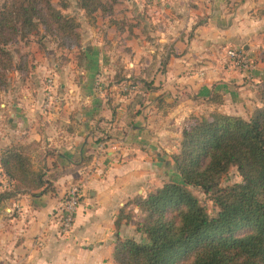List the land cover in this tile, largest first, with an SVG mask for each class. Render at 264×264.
Instances as JSON below:
<instances>
[{"label":"crops","instance_id":"0c3cea01","mask_svg":"<svg viewBox=\"0 0 264 264\" xmlns=\"http://www.w3.org/2000/svg\"><path fill=\"white\" fill-rule=\"evenodd\" d=\"M212 1L214 10L205 8L202 0L198 7L169 3L152 7L160 16L158 24L154 19L153 44L149 46L142 35L137 38L141 45H133V53L137 66L155 69L157 90L147 95L132 126L123 122L130 99L107 102L96 110L90 83L81 87L88 99L81 98L79 103L80 88L73 87L68 91L75 96L71 103H62L58 112L37 115L39 124L34 125L32 113L38 106L28 96L20 97L19 91L13 95L12 91L0 92V153L15 142H37L45 153L47 169L56 165L60 173L79 166L52 181L55 192L47 188L38 194L0 199V264H114L117 239L125 233L135 235L132 224L117 229L120 212L132 211L138 216L136 198L147 197L168 181H182L169 156L179 152L187 120L213 112L247 119L245 108L252 103L250 99L260 106L255 90L264 82V12L260 10L254 17L258 10L250 11L255 3L246 0L228 14L223 0ZM240 47L255 62L251 71L230 66L227 49ZM163 59L167 60L165 67ZM215 96L222 100L220 104L213 101ZM75 108L83 109L75 115ZM99 119L104 121L98 123ZM97 123L124 134L100 141L105 135L99 134ZM90 156L92 162L83 163ZM170 169L176 178L172 179ZM75 182L81 186L83 198L73 230L65 237L56 213L68 185Z\"/></svg>","mask_w":264,"mask_h":264},{"label":"trees","instance_id":"16d2710c","mask_svg":"<svg viewBox=\"0 0 264 264\" xmlns=\"http://www.w3.org/2000/svg\"><path fill=\"white\" fill-rule=\"evenodd\" d=\"M77 2L89 16L112 14V6L105 0ZM41 29L68 49L81 47L79 24L57 10L53 0H5L0 9V91L9 88L11 72L21 78L29 72L28 56L22 55L15 62L11 45L28 40ZM261 58L264 61V53ZM162 63L166 66L167 60ZM154 70L141 69L143 78L137 82L141 86L131 85L139 93L127 107L123 119L127 126L134 124L147 95L157 90ZM147 76L154 77L149 80ZM257 90L261 107L249 119L220 112L190 119L179 152L173 155L182 181L166 182L147 197L136 198L133 203L143 214L138 221L133 212H120L117 229L124 223L132 224L141 240L119 237L112 254L114 264H264V82ZM214 98L215 103L222 102L218 96ZM103 121L99 119L98 123ZM98 123L97 131L105 135L100 141L124 134L121 129ZM30 146L12 144L2 149L0 166L12 189L2 193L0 199L52 188V181L60 174L79 167L70 166L60 173L56 165L52 170L36 171ZM92 160L90 156L83 163L89 165ZM232 168L238 170L242 182L221 187L222 178ZM189 187L200 188L211 197L219 209L216 216L208 214Z\"/></svg>","mask_w":264,"mask_h":264},{"label":"rangeland","instance_id":"374dc122","mask_svg":"<svg viewBox=\"0 0 264 264\" xmlns=\"http://www.w3.org/2000/svg\"><path fill=\"white\" fill-rule=\"evenodd\" d=\"M105 1L112 6L111 15H103L101 12H98L89 16L85 10L79 7L77 0H53V6L57 10H60L67 17L76 19L79 24L78 32L81 36V47L78 49L75 47L68 49L67 46L60 45L59 40L54 36L47 35L42 29L39 33L30 36L28 40H21L11 45L10 49L14 55L15 62H19L22 55L28 56L29 72L25 78H21L15 71L11 72L9 74V88L0 92L3 94V92L9 93L12 91L11 95H13L14 91L16 93L19 91L21 92V95L19 94L20 97L23 95L28 96L32 100V104L38 106L36 111L32 113L33 116L31 119L33 120V125L39 122L37 115L42 116L47 113L58 112L61 109L62 103L66 101L71 103L75 96L68 91L73 87L80 88L77 91L78 102L81 98L85 100L88 99L85 95V91L81 89L82 85L87 83L92 84L94 87L93 99L97 102L96 110L102 108L101 106L103 104L107 106V102L113 101L117 104V101L120 99L132 100L135 95L139 93V90L137 88H131V85L134 83L137 84V82L143 78V75H139L142 67L137 66L141 56L138 57V63L136 64V61H134L135 53H133V45H141L137 41V38L143 35L146 41H148L149 46H152L153 40L151 36L156 33L157 28V25H154V19H156L158 24L159 22L157 19L160 18L159 13L151 11L152 7L162 3L173 4V6L180 5L181 8L184 6L198 7L197 2L201 0ZM202 1L201 3L206 6L205 8L214 6L212 0ZM245 1L246 0H223L222 3L225 5L228 14H232L236 11L237 7L241 6ZM251 1L255 4L252 6L250 12L255 13V11L258 10L256 14H253L254 17L258 15L260 10L264 12V3L259 5V2L264 0ZM4 2L5 0H0V9L3 8ZM173 15H176V13ZM206 17L207 15L201 17V20H204ZM161 19H163V17H161ZM146 45L147 44L143 46ZM263 53L264 51L262 54ZM142 58L145 59V57ZM163 61L164 59L162 62ZM131 64H135L136 67ZM161 65L165 67L163 63ZM153 77L154 76H147L149 80H152ZM137 86L140 87L141 85L137 84ZM67 92L68 96L66 94ZM257 94L258 90L256 88L255 95ZM1 101L0 97V102ZM250 101L252 103H249V106L245 108V117H247V119L253 115L256 109L261 107L258 100L259 107L256 106L257 103L253 101V99H250ZM82 102L83 100L79 103ZM81 109L83 108H75L73 113L77 115V110ZM79 113L81 112L78 111V114ZM192 117L193 116L187 120L185 126L188 125ZM208 117L209 116L202 118ZM8 118L9 115L6 116L5 122ZM39 128L40 127L37 129ZM12 144L23 143L15 142ZM26 145H31L29 154L33 163V168L36 171L47 169L43 160L45 153L40 149L41 144L31 142ZM169 157L173 160V155ZM174 170L177 173L176 169ZM169 174L172 179H174L178 173L172 175V170L170 169ZM0 176L1 195L7 192V190H11L12 187L9 188V180L4 176L2 170ZM241 182L242 177L238 170L232 168L229 173L222 178L220 185L221 187H229ZM73 185H76V182L68 185L66 192ZM51 189L55 192L54 187ZM189 190L197 197L201 205L206 208L210 216L214 217L217 215L219 209L209 195H206L200 188L189 187ZM39 192L40 191H27L21 194H38ZM135 217L141 219L143 218V214H138V216L136 215ZM69 235L65 234L64 236L67 237ZM123 236V238H128L131 234L125 233ZM133 237L139 241L141 240L139 236L133 235Z\"/></svg>","mask_w":264,"mask_h":264},{"label":"built area","instance_id":"2783aa9c","mask_svg":"<svg viewBox=\"0 0 264 264\" xmlns=\"http://www.w3.org/2000/svg\"><path fill=\"white\" fill-rule=\"evenodd\" d=\"M226 56L233 69L239 71H251L255 68V62L243 48H229ZM83 197L80 185L71 187L64 195L60 207L57 209L56 217L63 235L70 234L75 224L77 210Z\"/></svg>","mask_w":264,"mask_h":264}]
</instances>
